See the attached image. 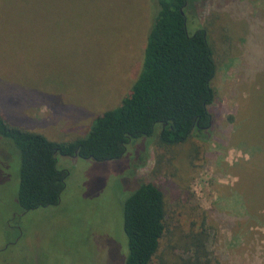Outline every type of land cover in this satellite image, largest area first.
Segmentation results:
<instances>
[{"label": "rangeland", "instance_id": "obj_1", "mask_svg": "<svg viewBox=\"0 0 264 264\" xmlns=\"http://www.w3.org/2000/svg\"><path fill=\"white\" fill-rule=\"evenodd\" d=\"M158 7L157 0H0L4 121L54 142L86 137L94 119L129 94ZM185 11L188 32L206 29L214 50L209 139L158 148L144 137L104 162L57 155V168L69 173L59 203L22 212L19 152L0 136V264H124L123 205L141 182L164 193L165 264L190 256L188 237L203 218L219 264H264V227L241 220L235 197L257 160L238 137L248 136L241 125L254 112L264 117V0H188Z\"/></svg>", "mask_w": 264, "mask_h": 264}, {"label": "trees", "instance_id": "obj_2", "mask_svg": "<svg viewBox=\"0 0 264 264\" xmlns=\"http://www.w3.org/2000/svg\"><path fill=\"white\" fill-rule=\"evenodd\" d=\"M187 2L157 0L158 12L129 94L120 106L96 117L86 137L50 141L39 133L9 126L0 115V136L11 140L20 156L17 201L22 212L59 203L69 173L57 168V155L104 162L119 159L130 142L144 137H154L158 148L176 147L192 138L209 139L217 68L206 29L198 26L193 34L187 30ZM241 126L248 136L239 133L238 137L252 146L257 160L251 175L240 181L243 190L235 194L241 203L236 210H241L240 216L243 212L241 220L264 227V117L254 112ZM250 214L254 217L246 219ZM167 218L163 191L152 182H141L123 205L124 264H165L160 247ZM202 220L200 230L188 237L190 256L182 264H219L207 250L208 234Z\"/></svg>", "mask_w": 264, "mask_h": 264}, {"label": "water", "instance_id": "obj_3", "mask_svg": "<svg viewBox=\"0 0 264 264\" xmlns=\"http://www.w3.org/2000/svg\"><path fill=\"white\" fill-rule=\"evenodd\" d=\"M183 14V13H182Z\"/></svg>", "mask_w": 264, "mask_h": 264}]
</instances>
